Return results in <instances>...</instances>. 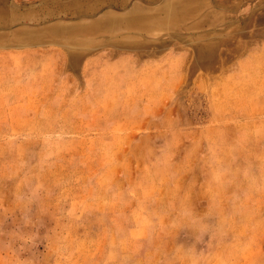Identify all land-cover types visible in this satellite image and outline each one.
Here are the masks:
<instances>
[{"label":"rangeland","instance_id":"rangeland-1","mask_svg":"<svg viewBox=\"0 0 264 264\" xmlns=\"http://www.w3.org/2000/svg\"><path fill=\"white\" fill-rule=\"evenodd\" d=\"M61 3L106 76L0 105V264H264V0Z\"/></svg>","mask_w":264,"mask_h":264},{"label":"crops","instance_id":"crops-1","mask_svg":"<svg viewBox=\"0 0 264 264\" xmlns=\"http://www.w3.org/2000/svg\"><path fill=\"white\" fill-rule=\"evenodd\" d=\"M57 2H63L61 3L63 10H66L69 5L74 6L75 4V0H0V90H6V93L0 95V105H4L6 108L10 106L15 113L23 112L26 114L29 105L33 107L41 105L42 107L45 97L44 90H46V95L50 94L52 99H59L58 91L68 86L74 89L81 87L84 90L94 88L99 90V82L91 86L87 81V83L84 81L86 80L84 79L85 74L98 72L99 75L104 74L106 76L103 71L104 65L101 64V59L103 60L105 53H101L99 50L97 54L93 55V59L97 58L100 64L96 68H91L88 50L75 49V45L70 46L71 43L69 42L71 40L75 42V36L64 35V33L60 37L54 34L53 27L60 22L44 20V18L56 15L48 12L47 6H54ZM71 12H74V9H71ZM64 14L67 13L64 12ZM42 22L46 23L38 26L33 25ZM78 40L81 43L87 39L82 37ZM49 57L53 58L52 67L45 70L43 68L44 62ZM77 57H85L79 70L75 69L72 64ZM32 72H35L34 76L31 75ZM44 73H52V79L49 80L48 76L44 78L42 75ZM77 73L80 74L81 84L77 80ZM64 74H67V82L62 81ZM70 95L69 92L68 96ZM100 98L94 97L85 103L90 105L106 103L100 101ZM58 99L52 104H58ZM68 99H70L68 103H71L72 108L75 109L76 99L74 100L72 97H68ZM148 103L149 101L147 106ZM78 104H80L79 101ZM146 118L148 120L149 114ZM189 191L190 187L184 192L188 193ZM138 227L136 225L130 229L131 235L144 229ZM147 229L148 231L152 229L153 232L154 228ZM167 230L170 231L171 228H167ZM132 241L137 242L133 239Z\"/></svg>","mask_w":264,"mask_h":264}]
</instances>
